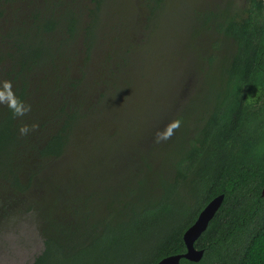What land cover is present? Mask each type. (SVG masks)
<instances>
[{"label": "trees", "instance_id": "trees-1", "mask_svg": "<svg viewBox=\"0 0 264 264\" xmlns=\"http://www.w3.org/2000/svg\"><path fill=\"white\" fill-rule=\"evenodd\" d=\"M101 1L0 0V80H10L31 105L15 117L0 104V208L11 204L6 193L14 195V215L30 200L43 245L32 264H156L183 254L184 231L218 195L221 206L194 242L202 258L179 264H264L263 0L234 6L223 0L218 10L199 13L197 35L222 37L214 43L218 53L207 58V93L199 95L200 105L190 106L192 101L179 112L181 98L174 101L169 118L179 126L170 128L154 155L144 152L150 136L121 175L100 180L88 172L98 180L94 191L70 170L61 183L44 182L47 172L66 162L71 142L79 143L80 129L105 125L113 94L128 82L138 30L123 37L124 29L114 26L110 36L96 34ZM148 1L146 43L161 7V0ZM190 62L181 68L188 76ZM22 123L34 126L23 136ZM85 159L83 165L98 164Z\"/></svg>", "mask_w": 264, "mask_h": 264}, {"label": "rangeland", "instance_id": "rangeland-1", "mask_svg": "<svg viewBox=\"0 0 264 264\" xmlns=\"http://www.w3.org/2000/svg\"><path fill=\"white\" fill-rule=\"evenodd\" d=\"M86 1L80 0V4L87 5ZM222 1L161 0V7L151 21L152 39L148 43L145 41V37L148 36L145 29L149 19L146 7L149 4L148 0L101 1L96 34L102 30L103 37L110 36L107 33L111 30L117 32L114 26L117 30L118 27L124 29L123 37L128 36L135 26L138 30L135 42L138 46L132 55L134 61L127 66L128 82L126 87H121V90L113 94L112 103L103 115L105 125L100 126L99 123L98 128L80 129L78 133L84 131V134L79 143L75 139L71 142L66 162L59 164L57 170L47 172L43 176L45 183L50 181L61 183L63 176L68 175L70 170L79 173L84 188L94 191L98 187L96 177L101 180L121 175L123 167L129 166L128 160L132 157V152L136 150L137 155L142 154V150L137 149L145 144L150 136L152 139L144 152L152 150L153 155L157 152L154 150L155 146L163 142L171 132L173 120L172 116L170 118L169 116L174 101L181 98L176 107V111L179 112L189 102L193 101L190 106L200 105L202 99L198 100L199 95L207 93L204 90V84L209 80L206 76L210 67L207 58L210 54L218 53L214 43L219 44L222 37L208 35L207 32L197 35V30L202 29V25L198 24L196 18L203 10H214L215 6L218 10ZM133 2L138 4L136 15L132 9ZM238 4L239 0H233V6ZM190 16L191 23L187 22ZM101 22L108 23L110 28L101 27ZM189 40L191 42L187 44L185 41ZM199 42L200 45L201 42L205 44L202 51H198ZM78 45L80 49L83 48L81 43ZM101 50L99 48L98 53ZM183 57L186 58L184 62ZM190 59L195 62L188 76L181 68L183 65L188 68ZM165 60L167 63L164 64ZM111 118H114L113 129H109ZM189 123L191 126L192 122ZM108 129L113 132L110 134ZM92 144H95L94 148H84ZM89 156L98 164L83 165V160ZM91 171L97 173V176L87 174ZM26 178L27 176L24 177ZM52 190L54 188L49 189L50 192ZM9 197L11 204L6 209L0 208V264H32L43 245L34 217L29 211L30 200L21 202L23 207H17L14 215L15 208L12 202L14 195L6 193L4 199L7 200ZM128 244L136 247L134 243ZM124 256H128V251Z\"/></svg>", "mask_w": 264, "mask_h": 264}, {"label": "water", "instance_id": "water-1", "mask_svg": "<svg viewBox=\"0 0 264 264\" xmlns=\"http://www.w3.org/2000/svg\"><path fill=\"white\" fill-rule=\"evenodd\" d=\"M261 196L264 197V184L261 189ZM223 195H218L209 201L199 212L194 223L189 226L182 235V240L186 251L183 254H176L162 258L156 264H179L181 259L191 262H198L203 256V250L194 247L196 239L204 232L209 221L213 218L221 203Z\"/></svg>", "mask_w": 264, "mask_h": 264}, {"label": "clouds", "instance_id": "clouds-1", "mask_svg": "<svg viewBox=\"0 0 264 264\" xmlns=\"http://www.w3.org/2000/svg\"><path fill=\"white\" fill-rule=\"evenodd\" d=\"M0 104L6 105L11 110L15 117H23L31 110V105L21 100L13 89V84L10 80H0ZM180 121L173 122L171 127H178ZM31 127L26 123H22L18 129L20 135H26ZM170 134V133H169Z\"/></svg>", "mask_w": 264, "mask_h": 264}]
</instances>
